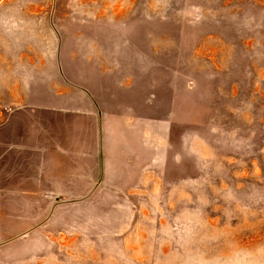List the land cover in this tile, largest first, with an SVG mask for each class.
Instances as JSON below:
<instances>
[{
  "label": "rangeland",
  "instance_id": "374dc122",
  "mask_svg": "<svg viewBox=\"0 0 264 264\" xmlns=\"http://www.w3.org/2000/svg\"><path fill=\"white\" fill-rule=\"evenodd\" d=\"M22 52L14 94L53 142L84 118L96 180L0 199V264H264V0H0V82Z\"/></svg>",
  "mask_w": 264,
  "mask_h": 264
},
{
  "label": "crops",
  "instance_id": "0c3cea01",
  "mask_svg": "<svg viewBox=\"0 0 264 264\" xmlns=\"http://www.w3.org/2000/svg\"><path fill=\"white\" fill-rule=\"evenodd\" d=\"M51 20L45 18L44 22L50 23ZM20 56L23 64V68H20V82L16 83L11 78L14 69L9 68L10 66L6 68L10 79L0 82L3 88L0 89V199L60 198L64 192L76 193L67 195L66 198L86 197L91 193L90 188L96 180L93 167L98 156V148L89 138L88 124L84 118L72 124L75 134L73 142H53L51 138L55 137L56 132L47 130L43 100L31 102L29 95L18 97L14 94L15 86L24 87L31 83V53L22 52ZM57 57L56 60L52 58V63L57 67L56 75L61 82L62 63ZM27 72L28 78L25 79ZM45 79L43 78L44 86ZM64 85L67 87V84ZM71 102L86 103L85 111L92 108L85 94L74 95ZM55 109L62 110L57 107ZM67 110L68 107L64 109ZM74 111L81 114L78 109ZM95 122L96 120L93 123L94 131Z\"/></svg>",
  "mask_w": 264,
  "mask_h": 264
}]
</instances>
